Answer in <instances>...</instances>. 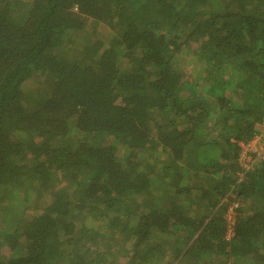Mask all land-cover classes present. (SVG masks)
I'll list each match as a JSON object with an SVG mask.
<instances>
[{"label": "trees", "instance_id": "1", "mask_svg": "<svg viewBox=\"0 0 264 264\" xmlns=\"http://www.w3.org/2000/svg\"><path fill=\"white\" fill-rule=\"evenodd\" d=\"M263 118L264 0H0V264H264Z\"/></svg>", "mask_w": 264, "mask_h": 264}, {"label": "rangeland", "instance_id": "2", "mask_svg": "<svg viewBox=\"0 0 264 264\" xmlns=\"http://www.w3.org/2000/svg\"><path fill=\"white\" fill-rule=\"evenodd\" d=\"M82 31H83V33L82 34H89L90 35V37L93 39V38H98V39H100V38H104L107 34H108V31H109V29H108V27L105 25V24H103V23H99V24H97L96 26H94L93 27V29L90 27V25L89 24H85V26H84V28L82 29ZM75 38V37H74ZM76 39H77V41L79 42V43H81V40L83 39V37L81 36V35H79L78 37H76ZM77 45V44H76ZM37 78H38V80H36L35 82L33 81V80H29V81H27L26 83H24L23 85H24V87H22V95H21V99H22V102L24 103V104H28L29 102H31V101H36V99H38L40 96H41V94L43 93V89H41V81H42V76H40V75H37ZM262 128V129H261ZM260 129H261V131H263V127H261ZM260 133H262L263 134V132H260ZM262 142H263V140H261L260 142H255L253 145H254V147L256 148V149H259V147H258V145H261L262 144ZM253 147V146H252ZM249 158V156H247V157H244V160H247ZM17 198H21L20 196H17ZM35 199V195L33 196V199H32V201ZM44 199V195H43V193H42V196L41 197H39L38 198V200H43ZM27 202V200H23L22 199V208H24V206L27 204L26 203ZM234 203V202H233ZM233 203L229 206V208H228V211H227V214H226V216L227 215H231V214H233L234 213V211H230V208L232 207V205H233ZM28 204H29V202H28ZM27 204V205H28ZM29 206H32L33 207V205L30 203L27 207H29ZM17 207L18 208H21V205L18 203L17 204ZM32 207H30V211H35L36 209H35V207H34V209L32 208ZM142 207L140 206L138 209H141ZM10 209V208H9ZM29 209V208H28ZM234 209V208H233ZM11 210V209H10ZM230 221L232 222V217L230 218ZM231 231H229V233H230ZM230 236H231V234H230ZM227 238V237H226ZM108 244H109V241H107V243H105V244H103V248H107V246H108ZM115 248V247H114ZM114 248H112V249H114ZM114 252V250H112V253ZM4 256H7L8 255V253H9V250L7 249V248H4V249H2V252H1ZM119 261H121V262H123L124 261V257H120L119 258Z\"/></svg>", "mask_w": 264, "mask_h": 264}, {"label": "built area", "instance_id": "3", "mask_svg": "<svg viewBox=\"0 0 264 264\" xmlns=\"http://www.w3.org/2000/svg\"><path fill=\"white\" fill-rule=\"evenodd\" d=\"M264 119V118H263ZM263 129H264V120L262 121L261 123ZM262 133H257L255 135H253L249 140H247L246 142H242V141H239L238 142V145H239V148H240V151H239V161H240V164L245 167V168H248L249 166L252 165V163L255 162V160H259V158H263L264 157V131H262ZM261 140H263L262 144L261 145H258L259 149H256L254 147V143L255 142H260ZM253 146V147H252ZM255 152V155L253 157V155L251 153H254ZM249 156V158L247 160H244V157H247ZM237 203H233L232 207L230 208V211L233 210L234 207H236ZM232 217V222L230 221V218ZM226 219H227V232H226V237H230V234L232 235V231H231V225L233 223V214H229L226 216ZM229 231H231L229 233Z\"/></svg>", "mask_w": 264, "mask_h": 264}]
</instances>
